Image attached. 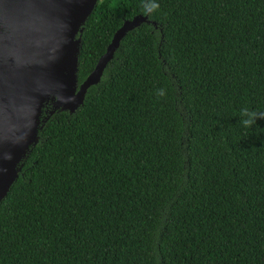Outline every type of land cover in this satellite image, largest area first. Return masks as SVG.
Here are the masks:
<instances>
[{"label":"trees","instance_id":"1","mask_svg":"<svg viewBox=\"0 0 264 264\" xmlns=\"http://www.w3.org/2000/svg\"><path fill=\"white\" fill-rule=\"evenodd\" d=\"M134 16L74 112L42 104L0 264H264V119L237 120L264 111V0H97L77 86Z\"/></svg>","mask_w":264,"mask_h":264},{"label":"water","instance_id":"2","mask_svg":"<svg viewBox=\"0 0 264 264\" xmlns=\"http://www.w3.org/2000/svg\"><path fill=\"white\" fill-rule=\"evenodd\" d=\"M97 0H0V201L36 143L40 108L69 113L98 83L126 32L146 16L124 21L93 70L77 86L78 34Z\"/></svg>","mask_w":264,"mask_h":264},{"label":"clouds","instance_id":"3","mask_svg":"<svg viewBox=\"0 0 264 264\" xmlns=\"http://www.w3.org/2000/svg\"><path fill=\"white\" fill-rule=\"evenodd\" d=\"M156 7H158V5H156ZM157 94L163 96L164 91L159 90ZM237 118L242 127L252 128L256 125L257 120L264 119V111H255L249 108H242Z\"/></svg>","mask_w":264,"mask_h":264}]
</instances>
